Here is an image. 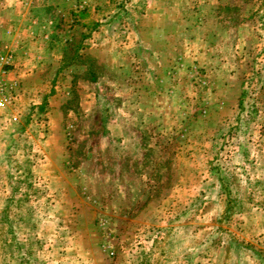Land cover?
Instances as JSON below:
<instances>
[{"label": "rangeland", "instance_id": "obj_1", "mask_svg": "<svg viewBox=\"0 0 264 264\" xmlns=\"http://www.w3.org/2000/svg\"><path fill=\"white\" fill-rule=\"evenodd\" d=\"M26 1L0 264H264V0Z\"/></svg>", "mask_w": 264, "mask_h": 264}, {"label": "built area", "instance_id": "obj_2", "mask_svg": "<svg viewBox=\"0 0 264 264\" xmlns=\"http://www.w3.org/2000/svg\"><path fill=\"white\" fill-rule=\"evenodd\" d=\"M14 63L12 51L4 47L0 51V107H5L12 102V84L6 78L7 68Z\"/></svg>", "mask_w": 264, "mask_h": 264}, {"label": "crops", "instance_id": "obj_3", "mask_svg": "<svg viewBox=\"0 0 264 264\" xmlns=\"http://www.w3.org/2000/svg\"><path fill=\"white\" fill-rule=\"evenodd\" d=\"M30 2H31V0L30 1L28 0L25 3H30ZM27 32H29V29L27 30L26 28L23 29V31H21L20 28H15V27L14 28H12V27L7 28L5 31V34H6L5 40H3L4 43L1 42V49L0 50H2L4 47H6L10 51H15V48H18L17 44H18V40H19L20 36L22 35V33H23V35L24 34L26 35ZM47 36H48V34H46V37ZM10 37L12 39H10ZM8 38L10 39V41ZM14 58L16 59V56ZM1 108H3V107H1Z\"/></svg>", "mask_w": 264, "mask_h": 264}, {"label": "trees", "instance_id": "obj_4", "mask_svg": "<svg viewBox=\"0 0 264 264\" xmlns=\"http://www.w3.org/2000/svg\"><path fill=\"white\" fill-rule=\"evenodd\" d=\"M45 103H46V101H44L43 104H40L38 106L39 107V111H41L40 113L45 111V108L43 107V106H45L47 104V103L46 104ZM218 181H219L220 185L222 187H224V191H225L226 199H227L226 200L227 203H226L225 211L229 214L231 212L230 210L237 206L238 200L232 198L231 189L228 188L229 181L226 178L219 177Z\"/></svg>", "mask_w": 264, "mask_h": 264}]
</instances>
